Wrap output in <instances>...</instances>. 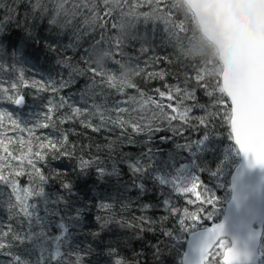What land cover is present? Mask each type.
<instances>
[{"label": "snow or ice", "instance_id": "6c2138e0", "mask_svg": "<svg viewBox=\"0 0 264 264\" xmlns=\"http://www.w3.org/2000/svg\"><path fill=\"white\" fill-rule=\"evenodd\" d=\"M0 216V264H264V0H0Z\"/></svg>", "mask_w": 264, "mask_h": 264}, {"label": "trees", "instance_id": "16d2710c", "mask_svg": "<svg viewBox=\"0 0 264 264\" xmlns=\"http://www.w3.org/2000/svg\"><path fill=\"white\" fill-rule=\"evenodd\" d=\"M199 43V42H197ZM87 46V45H85ZM157 51L161 54V55H165V54H168V53H172L173 52V49L172 48H166V49H162V48H158ZM28 54L30 56H33V57H41V64H42V68L44 71H49V70H52L50 69V65L52 63V60L51 58H47V57H43V53L41 52V50L39 49H36L35 51H33L32 49H29V52ZM98 55V53H93V59L95 60L96 59V56ZM190 55L194 56V57H201V56H208L206 55V50L205 49H201V50H193ZM109 67H114L111 62H109ZM54 71V70H53ZM38 78V77H37ZM152 85L155 86V85H158V82L157 81H153L152 82ZM23 112H32V113H35V114H39L41 113L42 111H44V109L42 108V102L39 101V100H35L33 98L32 95H29L27 97V106L22 110ZM221 132H224L225 135H226V130L225 129H220ZM223 143H222V147H226L228 145V142L227 140H224L223 137L220 138ZM233 160L237 163L238 162V158H233ZM55 163V162H54ZM235 166L234 163H231L229 164L228 168V173H227V179H222L220 182H224V183H227V180H229V175H230V172L232 171L233 167ZM214 191L216 192V195L220 198L219 202L217 203L216 205V214L213 216L212 219H204L202 220V224L204 226L208 225V224H211V223H214L215 221L219 220L220 217L222 216L223 214V211H224V207H225V203L227 201V188H214ZM209 210L211 211V206H209ZM0 219H3V216H0ZM93 259H98L102 262L103 258L102 257H93ZM177 257H175L174 254L172 255H169V254H165V256L162 258V264H175V261H176ZM217 259H219V257H217Z\"/></svg>", "mask_w": 264, "mask_h": 264}, {"label": "water", "instance_id": "95a60500", "mask_svg": "<svg viewBox=\"0 0 264 264\" xmlns=\"http://www.w3.org/2000/svg\"><path fill=\"white\" fill-rule=\"evenodd\" d=\"M238 162H239V159H238ZM241 163H243V161H241ZM234 167H233L232 171L230 172V175L234 171ZM250 173H251V177H252L253 180H257L261 176V170L260 169H251ZM230 175H229V180H230ZM226 209H227V201L225 203V207H224V211H223L222 216L220 217L219 220L215 221L214 223H219V222H221L223 220V215H224ZM214 223L208 224V225H206V227H211Z\"/></svg>", "mask_w": 264, "mask_h": 264}, {"label": "clouds", "instance_id": "9594fccd", "mask_svg": "<svg viewBox=\"0 0 264 264\" xmlns=\"http://www.w3.org/2000/svg\"><path fill=\"white\" fill-rule=\"evenodd\" d=\"M206 55H211V53L209 51L206 50Z\"/></svg>", "mask_w": 264, "mask_h": 264}]
</instances>
